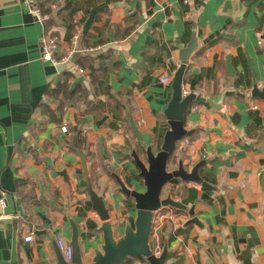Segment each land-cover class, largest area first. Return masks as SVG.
I'll list each match as a JSON object with an SVG mask.
<instances>
[{
  "label": "crops",
  "instance_id": "crops-1",
  "mask_svg": "<svg viewBox=\"0 0 264 264\" xmlns=\"http://www.w3.org/2000/svg\"><path fill=\"white\" fill-rule=\"evenodd\" d=\"M37 1L51 18L38 20L26 0H0V264H59L55 235L70 242L73 221L83 263L102 250L81 155L115 238L135 226V202L117 177L145 190L133 153L160 149L181 50L194 36L183 90L213 104L190 102L192 133L169 169L205 160L199 173L213 188L165 184L162 196L194 205L201 225L162 207L151 249L168 247L165 264H264V96L253 94L264 91V0ZM44 35L58 36V55L79 56L64 67L44 60Z\"/></svg>",
  "mask_w": 264,
  "mask_h": 264
},
{
  "label": "water",
  "instance_id": "water-1",
  "mask_svg": "<svg viewBox=\"0 0 264 264\" xmlns=\"http://www.w3.org/2000/svg\"><path fill=\"white\" fill-rule=\"evenodd\" d=\"M198 40L196 36L192 41L181 50L182 63L176 70L172 81L171 100L165 109V115L168 119L169 128L163 136V142L159 150H154L153 146H147L145 149V159L140 157L136 152L133 153L135 162L139 168V175L144 180L145 190L129 188L118 178V182L125 194L132 197L137 208V217L135 226H127L125 234L116 239L114 236L109 211L102 195L94 189L89 177V169L87 161L81 155V161L84 166V174L86 176V191L88 192L95 211L103 220L101 230L104 234V244L102 250H96L95 256L90 264H121L129 256H143L147 259L148 264H165L168 247L165 246L160 255H156L151 249L150 236L153 227V218L156 211L162 207H172L182 210L190 215L188 224L201 225L200 219L196 215L195 206L185 203L181 198L175 199L172 192L169 191L166 196H162L163 188L169 181L181 178L201 184L204 188H213V185L207 182L199 173L200 166L205 163L202 160L195 164L191 170L185 167L183 159L179 160L178 167L169 169V161L175 150L177 142L191 135L192 131L185 128V113L191 101L208 102L213 104L212 99L204 98L195 92L184 94L183 78L187 68L188 60L192 52L197 48ZM77 48H81L80 40ZM80 51H76L72 55L75 61ZM61 67H64L62 65ZM253 94L264 96V91L258 90L257 85L254 86ZM73 233L70 243L73 246L72 261H66L57 244V257L59 264H84L81 245L79 242V228L76 222H72Z\"/></svg>",
  "mask_w": 264,
  "mask_h": 264
},
{
  "label": "built area",
  "instance_id": "built-area-1",
  "mask_svg": "<svg viewBox=\"0 0 264 264\" xmlns=\"http://www.w3.org/2000/svg\"><path fill=\"white\" fill-rule=\"evenodd\" d=\"M187 1V0H186ZM26 2L29 5L30 11L35 15V17L40 20V21H46L49 17L50 14L49 12L43 11L37 4L36 0H26ZM58 45H59V38L58 36L54 35H44L41 37V51H42V57L44 60L51 62L55 66L58 65H65L71 62V58L73 55V51L66 52L64 54L58 55L57 50H58ZM78 72L79 73H85V69L81 66H77ZM162 81L164 83L171 82V77L169 76H163ZM184 94H187L184 92ZM61 130L63 132L68 131V125L65 123L64 125L61 126ZM26 241H30L33 239V235L30 234L24 238ZM56 242L62 252L63 257L65 258L66 261L71 262L73 258V246L69 241H67L62 233L58 232L55 235ZM156 255L161 254V249L156 248L153 250Z\"/></svg>",
  "mask_w": 264,
  "mask_h": 264
},
{
  "label": "trees",
  "instance_id": "trees-1",
  "mask_svg": "<svg viewBox=\"0 0 264 264\" xmlns=\"http://www.w3.org/2000/svg\"><path fill=\"white\" fill-rule=\"evenodd\" d=\"M36 4L43 10V11H45V12H49V11H47V10H44L43 8H42V6L39 4V2L36 0ZM49 14H50V17L49 18H51V12H49ZM48 18V19H49ZM129 257H132V256H129ZM128 260V259H127ZM127 260H125V261H127ZM124 261V262H125ZM124 262H122V263H124Z\"/></svg>",
  "mask_w": 264,
  "mask_h": 264
},
{
  "label": "rangeland",
  "instance_id": "rangeland-1",
  "mask_svg": "<svg viewBox=\"0 0 264 264\" xmlns=\"http://www.w3.org/2000/svg\"><path fill=\"white\" fill-rule=\"evenodd\" d=\"M169 168H170V166H169Z\"/></svg>",
  "mask_w": 264,
  "mask_h": 264
}]
</instances>
